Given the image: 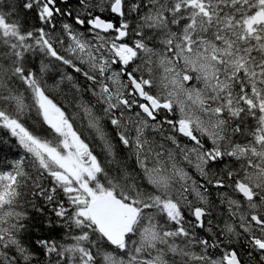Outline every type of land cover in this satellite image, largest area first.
Here are the masks:
<instances>
[{
	"label": "trees",
	"instance_id": "trees-1",
	"mask_svg": "<svg viewBox=\"0 0 264 264\" xmlns=\"http://www.w3.org/2000/svg\"><path fill=\"white\" fill-rule=\"evenodd\" d=\"M87 1L67 0L64 7H59L63 19L58 27H63L62 34H65V27L71 35L74 34L72 28L80 29L78 20L86 25L81 30L87 31L88 21L95 17L113 22L115 29L125 26L128 32L126 44L137 50L133 63L123 68L113 57L109 50L115 41L112 35H106L104 42L99 44L89 32L86 34L92 60L69 64L55 58L43 45L42 38L48 33L49 25L42 21V12L36 2L0 0V115L15 122L35 140L61 152L64 136L46 123L38 93L49 97L97 159L98 171L90 182L94 194H113L141 211L126 245L137 241L138 226L148 217L158 218L157 225H160L164 235H170H167L170 243L180 244L183 249L178 254L167 256L170 264H212L214 259H221V241L225 240L221 237V188L212 185L214 182L221 183V148L208 138L198 137L209 157L214 158L208 167L212 184L209 183L206 188L205 202L193 200L186 207L179 205L178 219L170 222L163 205L157 201V198L164 199L163 195L146 183L144 171L135 163V151L130 148L134 138L130 136L127 144L118 138L121 133L119 125L113 122L117 119L110 117L114 114L100 91L106 86L114 96L115 106H122L117 98L127 99L130 106H134L138 100L131 98V84L127 80V75L132 74L144 86L146 93L158 97L160 93L143 68L147 50L155 56L164 55L167 49L175 50L177 42L171 34H175L182 45L186 44L187 38L192 39L194 44L199 43L198 38L204 45L219 42L225 52L231 53L228 57L240 62L232 72L224 73L225 78L221 82L224 81L225 86L221 89H226L221 94V100L225 101L226 110L235 104L242 108L236 115L241 117L238 120L241 132L247 131L246 126L251 125L252 118L257 120L253 130L260 138L264 135V0H221L220 14L210 16L207 23L195 31L197 34L191 31L190 17L195 16L190 6L193 0H124L120 17L113 16L110 11L83 8L81 3L84 5ZM196 1L204 6L208 3L207 0ZM160 13L168 23V28L164 26L162 31L143 21L152 14ZM147 58L151 59L150 56ZM93 60H103L106 72L117 76L116 81L122 84L124 91L116 89L115 81L107 78V83L97 76ZM227 60L221 58L223 72L226 71ZM123 71L126 72L124 76ZM188 75L198 87L203 84L201 80L197 82L196 74ZM248 99L253 105L246 106L245 100ZM208 107H213L211 100ZM85 113L92 117L98 130L89 126ZM261 126L262 129L258 130ZM103 129L106 131L103 132ZM97 132L107 142V148L99 144ZM155 136L157 143L169 140L165 135ZM176 136L177 141H169L170 147L178 152L190 150L186 143L195 144L178 133ZM96 140L98 143H95ZM196 155L193 152L194 158ZM197 208L207 213L204 230L197 227L192 214ZM78 212L79 206L72 194L58 183L51 168L40 165L12 131L0 124V264H107V259L114 260L115 257L120 260L133 258L132 250L120 251L111 246L90 219ZM247 241L245 237L239 239L241 245ZM154 249H148L149 252L145 249L144 257L155 255Z\"/></svg>",
	"mask_w": 264,
	"mask_h": 264
},
{
	"label": "rangeland",
	"instance_id": "rangeland-1",
	"mask_svg": "<svg viewBox=\"0 0 264 264\" xmlns=\"http://www.w3.org/2000/svg\"><path fill=\"white\" fill-rule=\"evenodd\" d=\"M93 1L94 0L91 2ZM207 1L208 3L205 1V6L203 3L198 4L196 0L190 3V6L193 8L192 15L195 13L194 17H190V20L192 19V34L196 33L195 31L198 30L202 24L205 25L210 16L220 14L221 0ZM114 3V0H95L93 6L94 8L99 7L97 8L98 10H103L106 5L112 6ZM45 19L51 23L50 18L45 17ZM143 21L150 27H158L161 31L164 26L168 28V23L165 22V17H163L161 13L158 15L152 14L149 18H144ZM51 30L53 31V28L50 27L45 41H48L49 37L50 39H59V37H61L62 43L68 42L69 46L62 48L65 50L64 57L74 62L77 61L76 63H86L90 61V59L92 60L90 53L91 47L87 40V34H81V31L78 29L74 30L76 33L75 37L67 31H64L65 34H62L61 31H53L55 32L53 33L54 36L56 35L54 37ZM171 36L176 39V49L173 50L172 47H170L172 50L167 49L164 55L159 56H155L147 50L144 55L145 63H143V68L155 84L157 92L167 101L172 102L177 113L187 122L193 124L199 132L208 138V140H211L212 143L217 144L218 147L221 148L220 110L221 104H224V101L221 100V94L226 89V87L221 89L222 86H225L224 81L221 82V80L225 78L224 73L232 72L234 66L239 65L240 62H235V60L228 57L231 53L225 52L221 48L219 42L204 45L205 43L202 39L198 38L199 43L194 44L192 39L187 38L186 44L182 45L175 34H171ZM82 41L85 42L83 43ZM101 41V39H97L99 44ZM147 56H150L151 59H148ZM221 58L228 59L227 63H225L227 65L225 72L221 70ZM103 60L99 62L93 60V64H95L94 71L97 76L107 81V83V78H109L110 81H115L113 84L116 85V89L124 91V88L121 87L122 84L116 81L117 76L114 77L111 73L108 74L106 72L103 67L104 64H102ZM96 65L98 67H96ZM188 74H196L198 78L197 82L201 80L203 84L198 87L192 83ZM101 93L105 98V102L109 105V109H112L114 114V117H112L113 119H118L120 114L119 110L122 111L121 114L125 112L121 117L122 122L119 125L125 136L123 138L129 140L128 132L133 134L135 131L136 136L133 146L137 151L138 157L144 159V162L147 164V171H144L146 175L145 178L148 179L149 184L154 187L157 192L163 195L164 199L160 200L157 198V201H159V205H163L167 219L170 222L173 221V219H178L177 211L179 210V205L186 207L193 200H195V202H205L207 195L205 192L206 188L202 180H196L195 176L196 174H204L205 171L207 172V170H209V163H206L204 159L197 161L195 158L190 160V164L187 160L182 161L181 155L184 156L185 152H178L171 148V142L169 140L157 143L156 139H154V135L144 133L145 131L147 132L151 126L141 114H128L121 105L115 106V102H113L114 96L112 93H109L106 86L101 88ZM41 95L42 94L39 95V100L46 123L64 136L63 142H61V152L35 140L15 122L7 120L2 115H0V124L12 131L19 142L32 152L40 165L51 168L58 183L62 185L68 193L72 194L73 200L79 206L78 213L87 218V204L93 199L101 197L94 194V190L91 189L90 183L94 180L98 171L97 162L88 152L86 146L76 138V134L64 119L63 114L58 112L57 115H54L56 109L53 107L50 109L48 107L49 103H47L45 98ZM210 95L213 97L210 98ZM117 100L121 101L120 98H117ZM210 100L213 102L212 108L208 107ZM245 104L246 106L253 105V102L251 99H248V101L245 100ZM237 105L238 104L231 106L233 112L238 110ZM114 110L116 111L114 112ZM239 110L241 112L242 108ZM85 115L89 122V126L98 130V127L92 122V117H90L88 113H85ZM136 120L137 123H135ZM188 166H192V169L196 172L192 174V171L187 168ZM190 176H194L192 178L195 180L194 183L188 181ZM208 178L210 179V177ZM157 221L158 218L151 219L148 217V220L138 226L137 241H131L129 245L125 244L120 248V251L131 249L134 252L131 260L124 259L114 262L110 259L108 264H156L154 261H149L148 255L144 257V254H146L144 250L153 249V247L155 248L159 243H169L168 236H170L168 234L164 235L163 232L159 230ZM138 245L139 247H137ZM139 255L141 256L138 257ZM138 258L139 260L136 261ZM161 263H163V260H161Z\"/></svg>",
	"mask_w": 264,
	"mask_h": 264
},
{
	"label": "flooded vegetation",
	"instance_id": "flooded-vegetation-1",
	"mask_svg": "<svg viewBox=\"0 0 264 264\" xmlns=\"http://www.w3.org/2000/svg\"><path fill=\"white\" fill-rule=\"evenodd\" d=\"M41 3L43 5V8H45V6L48 4V0H41L40 4ZM65 3V0H54L53 4H51L52 10L49 12V14L50 19L52 18L50 24L53 28H60L56 27L61 23V19H63L62 15L59 14V7H64ZM87 4H89V2H85L86 6H88ZM111 8V5H106L104 7L105 10L103 9V11L111 12ZM55 15L57 16L56 18H54ZM43 22L49 25L48 21ZM80 28L84 29L86 28V25L81 24ZM92 34L94 35V37L102 36L99 33L95 32H93ZM116 35L117 33L115 32V36ZM42 42L49 51L50 49L58 50L60 45H65L62 44V39H57L55 41V39L53 38L52 40L49 39L48 41ZM61 50L65 53L64 49ZM62 52H58L62 56V59L74 63V61H71L69 58L64 57V53ZM55 55L59 57L56 51ZM130 96L138 100V102L135 104V106H130V104L125 101V103H122L123 107L125 108L127 113H131L133 115L134 113L135 115L139 114L142 104L145 103V101L141 102V100L138 99L137 93H135L133 90H130ZM157 99L161 104L166 101L164 98L160 97H157ZM45 101L49 103L48 107L51 109V105L53 104L47 99H45ZM226 108L227 105L224 101L223 106L221 105V183H211V180L208 178L210 173L209 170H207V172L205 171L204 174H196L195 179L198 181L202 180V182L204 183L202 184L205 186V188H207V186H210L209 183H211L214 188H221V237L225 238L224 241H221V264H224L223 259H227V257L232 252L236 253L241 264H264V251L258 250L255 245L256 241L264 243V135H261L260 138H258L256 136L257 133H254L255 130H253V128L255 125H257V120H254L253 118L250 123L251 125L246 126L247 129L245 130L247 131L241 132L242 129L240 126H238V120L241 119V117H236V115L240 112V107L238 106V110L236 112H233L231 110V106L229 107L230 110H226ZM153 115L155 116L156 121L149 123V125L151 126V129H149V131L152 132L154 136L165 135L169 137L170 141H177L176 138L178 137L176 136V133L179 134L178 122L185 119L177 113L174 105L172 104L169 108H159L157 111L153 112ZM143 118L146 119L147 117ZM173 118H175L176 120L173 121ZM135 123H137V120L135 121ZM258 124L262 125V123ZM191 127L197 135V138L201 136L206 138V136L199 132L193 124H191ZM261 129L262 126L258 130ZM248 130L251 131V134ZM252 131L254 134L252 133ZM129 136L134 137V133H130ZM119 137L120 134L118 135V138ZM77 138H79V141H82L79 136H77ZM102 139L103 138L99 140V144H101L102 146L105 145L107 148V142L104 139L102 141ZM83 145L86 146L88 152L90 153V148L85 143ZM131 145L132 146L130 148H133V150L135 151L133 143H131ZM186 145L190 147V150L186 149L187 152L184 153V156L181 155L182 161L187 160L190 164V160H193L192 158H194L192 156L193 152H196L197 154V158H195V160L197 161H201L202 159H204L206 163H209L210 161L214 160L213 157H209L208 151L203 149L202 141H200V139L196 144L189 145L188 143H186ZM94 149L95 146H93V151ZM90 154L93 157V154ZM135 157V163L137 164V161L140 162V159L138 158L136 152ZM94 160L97 161L95 157ZM187 168L192 171V174L193 172H196L192 169V166H188ZM193 177L194 176L189 177L188 181L190 183L195 182V180L192 179ZM239 186L248 190L252 196V199H248L247 197L243 196L239 190ZM158 228L160 230V225ZM205 228L206 227H204V229ZM240 237L247 238V243L241 245L239 242ZM165 249L167 248L159 243L156 253L162 255L166 264H168L167 260L170 264V259H168L167 256L172 255L171 252L173 251V249L169 248L167 251ZM176 249L177 251L183 250L181 248V245L179 246V248L176 247ZM213 255H215L214 252Z\"/></svg>",
	"mask_w": 264,
	"mask_h": 264
},
{
	"label": "water",
	"instance_id": "water-1",
	"mask_svg": "<svg viewBox=\"0 0 264 264\" xmlns=\"http://www.w3.org/2000/svg\"><path fill=\"white\" fill-rule=\"evenodd\" d=\"M112 13L116 16L121 15V2L113 6ZM89 27L102 34H107L113 32L115 27L111 22H105L100 18H95L90 21ZM119 36L117 38L118 42H122L127 37V32L118 30ZM116 58L121 61L123 67L130 65L136 58V51L128 45H120L119 49H114ZM133 91L137 93L142 101H146V105L141 107L142 113L147 116L151 121H155L152 110L156 111L159 108H169V104H160L157 99L145 96L143 86L138 83L132 75L128 76ZM179 132L181 136L189 139L192 142L197 143V138L194 136L191 126L180 121ZM239 190L243 196L248 199H252L251 194L248 190L239 186ZM139 216V211L133 206L124 203L122 200L116 198L113 195H105L94 199L90 202L88 206V217L91 223L96 227L97 231L103 236V238L113 247H120L125 242L127 237L131 234L134 224ZM206 212L197 209L194 212V217L198 221V228L203 227L204 217ZM254 218V217H253ZM256 247L260 251H264V243H256ZM226 264H241L235 252L230 254V257L226 259Z\"/></svg>",
	"mask_w": 264,
	"mask_h": 264
},
{
	"label": "bare ground",
	"instance_id": "bare-ground-1",
	"mask_svg": "<svg viewBox=\"0 0 264 264\" xmlns=\"http://www.w3.org/2000/svg\"><path fill=\"white\" fill-rule=\"evenodd\" d=\"M53 1H54V0H53ZM91 1H92V0H91ZM94 1H95V0H94ZM94 1H93V2H94ZM59 2H60V1H59ZM86 3H87V2H86ZM97 3H98V2H97ZM41 4H42V3H41ZM66 4H67V3H66ZM109 4H110V3H109ZM87 5H88V4H87ZM93 7H94V6H93ZM70 8H71V7H70ZM70 8H69V9H70ZM97 8H99V7H97ZM106 9H107V8H106ZM59 10H60V9H59ZM87 10H88V9H87ZM104 10H105V9H104ZM107 10H108V9H107ZM68 11H70V10H68ZM68 11H67V12H68ZM61 12H62V11H61ZM104 12H105V11H104ZM59 14H60V13H59ZM74 14H75V13H73V15H74ZM76 16H77V15H76ZM84 16H86V15H84ZM84 16H83V18H84ZM68 19H69V18H68ZM80 19H81V18H80ZM46 20H47V19H46ZM84 20H85V19H84ZM54 21H55V20H54ZM81 22H82V21H81ZM83 22H84V21H83ZM62 24H63V23H62ZM56 27H58V26H56ZM62 28H63V27H62ZM65 28H66V27H65ZM54 29H55V28H54ZM54 29H53V30H54ZM72 29H73V28H72ZM75 30H76V29H75ZM51 31H52V30H51ZM79 31H80V30H79ZM56 32H57V31H56ZM58 32H59V31H58ZM70 32H71V31H70ZM50 33H51V32H50ZM53 33H55V32L52 31V34H53ZM87 33H88V32H87ZM52 34H51V35H52ZM85 35H86V34H85ZM47 36H48V35H47ZM49 36H50V35H49ZM53 36H54V34H53ZM55 36H56V35H55ZM55 36H54V37H55ZM83 36H84V35H83ZM49 39H50V37H49ZM49 39H48V40H49ZM52 39H53V38H52ZM52 39H51V40H52ZM54 39H56V38H54ZM55 41H56V40H55ZM82 42H83V41H82ZM84 42H85V41H84ZM84 42H83V43H84ZM86 43H87V42H86ZM101 43H102V42H101ZM56 45H57V44H56ZM53 46H54V45H53ZM96 47H97V46H96ZM55 48H56V46H55ZM57 49H58V48H57ZM99 50H100V49H99ZM61 51H62V50H61ZM94 51H95V50H94ZM101 52H102V51H101ZM63 53H64V51H63ZM63 56H64V55H63ZM68 60H69V59H68ZM76 62H77V61H76ZM91 65H92V64H91ZM94 65H95V64H94ZM94 65H93V67H94ZM107 65H108V64H107ZM79 66H80V65H79ZM83 66H84V65H83ZM96 67H98V66L96 65ZM77 68H78V66H77ZM80 68H81V67H80ZM84 69H86V67H85ZM63 70H64V69H63ZM67 81H69V80L67 79ZM70 82H71V81H70ZM122 87H123V86H122ZM121 89H122V88H121ZM114 91H115V90H114ZM127 92H128V91H127ZM100 93H101V92H100ZM120 93H121V91H120ZM129 94H130V93H129ZM124 95H125V94H124ZM126 97H127V96H126ZM128 97H129V96H128ZM126 101H127V99H126ZM131 104H132V103H131ZM64 105H65V104H64ZM104 106H105V105H104ZM136 107H137V106H136ZM121 109H123V108H121ZM135 109H136V108H135ZM124 110H125V109H124ZM129 111H130V110H129ZM119 112H120V111H119ZM121 112H122V111H121ZM121 112H120V114H121ZM136 112H137V111H136ZM94 113H95V112H94ZM95 114H96V113H95ZM108 114H110V113H107V115H108ZM111 114H112V113H111ZM124 114H125V113H124ZM128 114H129V113H128ZM126 115H127V114H126ZM134 115H135V113H134ZM137 115H138V114H137ZM100 119H101V118H100ZM96 120H97V119H96ZM103 121H104V120H103ZM105 122H106V121H105ZM105 124H106V123H105ZM99 125L101 126V124H99ZM102 125H103V124H102ZM104 126H105V125H104ZM104 128H106V127H104ZM117 128H118V127H117ZM100 129H101V127H100ZM84 131H85V129H84ZM105 131H106V130H105ZM105 131H104V129H103V132H105ZM87 132H88V131H87ZM117 132H118V131H117ZM119 132H120V131H119ZM85 134H86V132H85ZM88 134H89V133H88ZM88 134H87V135H88ZM87 135H86V137H87ZM91 135H92V134H91ZM88 136H90V135H88ZM106 136H107V134H106ZM90 137H91V136H90ZM90 137H89V138H90ZM93 137H94V136H93ZM162 138H164V137H162ZM90 139H91V138H90ZM90 139H89V140H90ZM94 139H95V138H94ZM92 140H93V138H92ZM92 140H91V142H92ZM94 141H95V140H94ZM94 141H93V142H94ZM95 143H98L97 140H96ZM95 143H93V146H94ZM98 145H99V144H98ZM98 145H96V146H98ZM110 146H111V145H110ZM98 148H99V147H98ZM102 151H103V150H102ZM106 152H107V151H106ZM191 247H192V246H191Z\"/></svg>",
	"mask_w": 264,
	"mask_h": 264
}]
</instances>
